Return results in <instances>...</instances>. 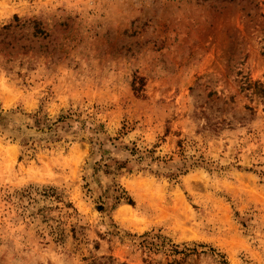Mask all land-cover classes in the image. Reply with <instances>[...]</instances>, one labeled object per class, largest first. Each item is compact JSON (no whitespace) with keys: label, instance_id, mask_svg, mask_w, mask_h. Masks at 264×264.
<instances>
[{"label":"rangeland","instance_id":"374dc122","mask_svg":"<svg viewBox=\"0 0 264 264\" xmlns=\"http://www.w3.org/2000/svg\"><path fill=\"white\" fill-rule=\"evenodd\" d=\"M264 0H0V264H264Z\"/></svg>","mask_w":264,"mask_h":264},{"label":"trees","instance_id":"16d2710c","mask_svg":"<svg viewBox=\"0 0 264 264\" xmlns=\"http://www.w3.org/2000/svg\"><path fill=\"white\" fill-rule=\"evenodd\" d=\"M262 56H264V51L261 52ZM252 91L255 94L264 96V78L262 80H256L251 83Z\"/></svg>","mask_w":264,"mask_h":264}]
</instances>
